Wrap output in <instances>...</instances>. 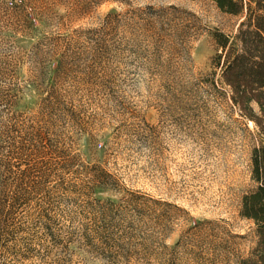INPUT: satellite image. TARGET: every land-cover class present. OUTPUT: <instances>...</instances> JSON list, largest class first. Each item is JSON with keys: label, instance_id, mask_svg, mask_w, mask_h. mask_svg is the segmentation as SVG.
<instances>
[{"label": "rangeland", "instance_id": "1", "mask_svg": "<svg viewBox=\"0 0 264 264\" xmlns=\"http://www.w3.org/2000/svg\"><path fill=\"white\" fill-rule=\"evenodd\" d=\"M240 21L210 0H0V84L40 135V168L51 177L27 238L7 257L250 256L256 226L240 209L257 187L252 153L264 136L210 74L216 33L234 35Z\"/></svg>", "mask_w": 264, "mask_h": 264}, {"label": "trees", "instance_id": "2", "mask_svg": "<svg viewBox=\"0 0 264 264\" xmlns=\"http://www.w3.org/2000/svg\"><path fill=\"white\" fill-rule=\"evenodd\" d=\"M210 1L241 19L234 35L216 33L219 52L212 58L215 70L210 74L219 80L233 107L264 136V0ZM16 8L23 23L25 8ZM14 106V96L0 84V264L20 263V257L7 256L16 255L17 246L27 238L29 214L39 209L33 205L40 206L44 184L51 178L40 168L45 154L40 135L14 113ZM252 178L257 187L244 195L240 216L254 222L257 241L239 264H264V146L253 149ZM59 185L63 187V181Z\"/></svg>", "mask_w": 264, "mask_h": 264}]
</instances>
